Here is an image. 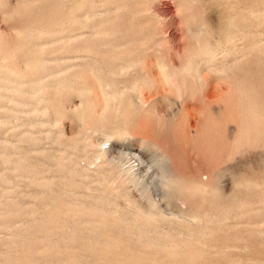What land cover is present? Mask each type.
<instances>
[{"label": "rangeland", "instance_id": "374dc122", "mask_svg": "<svg viewBox=\"0 0 264 264\" xmlns=\"http://www.w3.org/2000/svg\"><path fill=\"white\" fill-rule=\"evenodd\" d=\"M66 1L0 0V264H264V117L259 125L253 123V129L256 125H261L262 129L255 133L251 131L249 136L256 139V148H246L248 150L245 153L238 154L236 159L228 160L215 170L224 174L219 182L226 197L223 219L220 216L217 220L223 209L216 193L213 191L204 197L196 192L187 200L185 210L200 215L209 212L213 221L205 224L199 218L189 226L191 230L188 233L179 235L178 230L186 228L175 224L171 226L168 223L156 224L149 233L141 232L137 214L134 209L129 208V203L122 195L123 190H117L118 195H112L111 198H99L107 188L102 177L106 176V173L98 174L101 161L92 162L91 159L101 148L109 145L105 143L103 134L105 131H113L110 126L112 121L108 118L113 119L115 115L109 108L107 113H102L106 99L100 83L87 80L88 86L95 89L89 95L81 96L76 92V88L68 85L64 89L63 97L48 93L46 98L40 101L39 95L35 94L32 99L25 100L26 105L19 106L14 90L18 81H12L14 73L25 72L26 74H22V80L32 79L36 71L33 59L36 57L46 58L47 63L53 65V70L63 71L73 62L64 60L67 57L62 51L47 55L39 53V49L43 47L54 50L64 44L67 33L62 31L63 28L59 29L57 25L55 32H50L48 38L27 34L41 29L39 22L42 19L61 18L65 13ZM91 1L93 3V0ZM186 1L94 0L95 16L90 14V23H98L96 32L107 30L116 39L113 48L127 47V51L142 49L148 53L146 58L150 57L147 61L151 62L152 58L156 57L168 58L171 50L169 42L165 39L164 28L171 23L172 17H160L158 13L161 8L171 6L178 20L184 18L190 21L194 18L207 28L209 19H215L221 10L241 13L240 17L243 16L245 20L243 27L247 36L237 42L238 47L243 49V53L236 55L241 64L240 73L244 76L243 71L247 69L248 39L252 35L251 32H254L261 74L257 93L264 103V0ZM251 10L256 13V19L254 31L249 32L246 17L250 15ZM81 14L84 18L87 10H82ZM93 33L91 28H85L80 36L84 37L80 44L84 45L88 39L92 40ZM94 39L96 41V36ZM99 43L102 44L101 41ZM157 43H160L161 47L157 46ZM182 54L176 56L179 61L184 60ZM231 58L228 61H231ZM84 59L85 61H81L83 64L88 60L87 55ZM56 65L59 67L55 68ZM209 76L215 79V76ZM216 79V84L228 91L230 82L223 77ZM139 83L141 88L130 93L134 99L133 104L143 92L147 95L155 93L154 79H141ZM161 85L165 87L164 95L156 96L161 98L164 110H151L152 112L147 114L135 113L131 120L118 122L117 125L121 129L127 130V138L113 141L117 144L116 147H124L126 152L141 151L149 166H155L153 161L157 160L158 153L145 148L147 144L131 136L136 133L143 118L157 123L153 135L158 136L159 140H175L179 147L185 144L178 142V135L188 130L187 123L179 125L181 112L176 111L177 107L172 110L166 107L167 102L168 105L171 104L175 93L166 92L169 86L166 82ZM203 89L198 92L200 99H204ZM259 98L257 104L264 110ZM59 114L61 119H64L61 122ZM198 116L202 118V124L211 117L201 114ZM55 118H59L58 122L54 121ZM241 119L242 116L239 115L238 120L235 118L234 121H229L228 128L235 131L241 126ZM175 128L177 137L172 135ZM201 130L204 135L210 136L209 139L212 137L211 142H221L218 132L220 130L213 124L208 127L203 125ZM234 135L235 133L224 142H232ZM209 139L193 136L189 146L192 148L195 144L202 145ZM222 147L223 149L216 147L211 152H205L213 164L217 161L215 157L225 152L224 145ZM229 152L226 148V154ZM178 156L184 157L181 154ZM201 157L205 158V155L201 154ZM24 159L26 167L21 170L18 163ZM252 180L256 188L248 185L239 188L238 183ZM130 189L133 197L137 198L139 195L135 187ZM235 197L243 201L242 209L235 206ZM84 201L87 202L86 205L81 204ZM94 201H104L103 211L95 213L91 210L95 209ZM162 204L171 216L181 211L177 206L169 208L164 201ZM173 244L178 247H173Z\"/></svg>", "mask_w": 264, "mask_h": 264}, {"label": "bare ground", "instance_id": "6f19581e", "mask_svg": "<svg viewBox=\"0 0 264 264\" xmlns=\"http://www.w3.org/2000/svg\"><path fill=\"white\" fill-rule=\"evenodd\" d=\"M65 4H67L65 13H63L61 18L42 19L39 22L42 28L35 30V33L28 32L27 34L38 38H48L50 32H55L57 25L59 29L63 28L62 31L67 33L63 41L64 44L62 43L59 48L54 50L43 47L39 49V53L47 55L55 51H62L67 57L64 60L73 62L63 71L60 69L53 70V65L48 64L46 58L36 57L33 59L36 71L32 75V79L28 81L22 80V74L25 72L14 73L16 76L13 75L14 79L12 81H18L14 90L18 96L19 106L26 105L25 100L27 98L32 99L35 94L39 95L40 101H43L48 93L63 97L64 89L68 85L76 88V92L81 94V96L89 95L90 92L95 90L88 86L89 79L97 81L100 83L99 85L106 99V105L102 113H107L108 108L115 112L113 119L108 118L112 121L110 126L113 131H105L103 134L106 138L105 143H109V145L101 148L91 159L92 162L101 161V164L98 165V174L106 173V176L102 177L107 188L103 190L104 193L102 196L99 195V198H111L112 195H118L117 190H123L124 193L122 195L129 203V208L131 210L134 209L135 214H137L141 232L149 233L156 224L168 223L171 226L175 224L186 228V230H178V234L182 235L188 233L191 230L189 226H192L199 218L205 224L208 221H213L209 212L200 215L199 213L188 212L185 208L187 200L192 198L194 193L199 192L205 197L214 191L223 209V213L217 216V220H219L224 215L226 197L222 190L223 186L219 183L224 174L217 173L215 170L228 160L236 159L238 154L245 153L248 150L246 148H256V139L249 138V136L251 131L255 133V131L262 129L261 125L260 127L258 125L262 121V117H264V110L260 104H257L259 98L257 86H260L259 76L261 74L257 61V41L254 32H251L255 28L256 13L251 10L250 15L246 17L248 24H244V26L246 25L249 28V32L252 35H250L249 44L247 45L249 63L247 64V69L243 71L245 72L243 76L240 73L242 72L241 64L236 57L238 53H243V49L238 47L237 42L247 36L243 27L245 20L243 16L240 17L241 13L234 14L233 12H227L226 9L221 10L217 13V16L215 15V19H209V28H207L205 24L194 18H191L190 21L184 18L178 20V17L175 16L176 12L171 6H166L165 9H158L160 13H157L160 14V17L165 15L172 17L171 23L169 22L167 26L164 24L166 26L164 28L165 39L169 42L171 50L168 58L156 57L155 59L152 58L150 62L147 61L150 57L146 58L148 56L146 51H142V49L138 51L130 49L127 51L125 50L127 47L113 48L114 40L116 39L107 30L96 32L98 23H90V14L92 13L95 16L94 9L96 5L94 0L93 3L91 0H67ZM82 10H87L84 18L81 14ZM87 27L94 31L93 39H88L87 43L82 45L80 42L84 37L81 38L80 36L83 35V30ZM95 36L96 41L94 39ZM149 40L151 39L149 38ZM100 41L102 44L99 43ZM158 45L160 46V43H157ZM171 52L173 53L171 54ZM181 54L184 56L183 61H179L176 58V56ZM86 55L88 60L83 64L81 61H85ZM230 57H232L231 61H228ZM102 58H105V60ZM58 67L59 65L55 66V68ZM1 68L2 66H0ZM207 73L215 76V79L218 78L216 80H220V77L228 80L230 82L227 87L228 91L220 88L216 84L217 81L213 77L210 78ZM150 78L154 79V84H156L155 93L151 92V94L147 95L143 92L139 100H136L138 104H133L134 99L130 93L141 88L139 83L141 79L145 81ZM4 80H11V78H4ZM164 82L169 85L166 92L169 93L171 91L175 93V96L179 97L178 99L174 96L170 101L171 104L168 105L167 102L168 106L166 105V107H170V110L175 109V106L177 107L176 111L181 112L179 125L187 123L188 130L178 135V142L182 145L185 144V146L179 147L176 145L177 141L175 140L174 142L170 141L169 138L159 140L158 136L153 135L157 123H151L148 118L142 119L136 133L131 136L137 137L145 145L147 144L145 148H149L150 151H156V154L158 153L157 160L153 161L155 167L148 165L149 162L145 161L141 151L138 153L126 152L124 147V149L116 147L117 144L113 141L127 138V130L121 129L117 125L118 122L125 123L128 119L131 120L135 113L147 114L151 110L156 112L164 110L161 98L156 96L157 94L159 96L164 95L165 87L161 85ZM200 89L204 90V99L198 97ZM246 93L248 98L245 97ZM147 97L149 101L146 102ZM259 101L264 106L260 98ZM67 109L69 108L67 107ZM166 111L168 112L169 109H166ZM169 113L172 115L171 111ZM199 114L204 116L211 115V117L205 124H202V118L198 116ZM239 115L242 116L240 121H243L241 126L236 128L235 131L230 130L228 122L234 121L235 118L238 120ZM55 119L54 121L58 122L59 118ZM61 120L63 121L64 119H61L60 116V122ZM253 123L258 124L255 129H253ZM212 124L220 130L218 131L221 136L220 143L211 142L212 137L209 139L210 136L208 134L204 135V131L201 130L203 125L208 127L209 125L212 126ZM71 127L69 131L72 129ZM234 133L232 142L230 141L226 144L224 140L231 138ZM172 135L177 137L176 128ZM193 136L205 137L209 140L199 146L195 144V147L191 148L189 145L192 143ZM174 137L173 139H175ZM246 139L247 141H245ZM222 145L225 147V152L216 156L217 161L213 164L205 152H211L216 147L223 149ZM226 148L230 151L229 154H226ZM250 150L253 151L254 149ZM179 154L189 158H181L178 156ZM201 154L205 155V158L201 157ZM25 161V159L21 160L18 163V168L24 169L26 167ZM238 185H240L239 188L247 185L256 188L254 180L238 183ZM132 187H135L138 192L139 196L137 198L132 195V190L130 189ZM135 196H137V193ZM235 200V206H238V209H242L244 207L243 201L238 200L236 197ZM162 201L168 207H179L181 211L173 213L171 216L168 214L170 212L167 213ZM81 204L86 205L87 202L84 201ZM94 205L95 209L91 208L93 212L103 211L104 201L100 203L94 201ZM173 247L178 246L173 244Z\"/></svg>", "mask_w": 264, "mask_h": 264}]
</instances>
